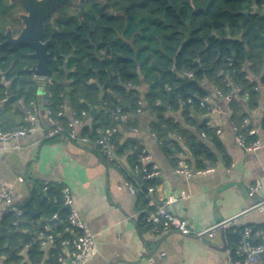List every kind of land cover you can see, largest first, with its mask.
Masks as SVG:
<instances>
[{
    "label": "trees",
    "instance_id": "16d2710c",
    "mask_svg": "<svg viewBox=\"0 0 264 264\" xmlns=\"http://www.w3.org/2000/svg\"><path fill=\"white\" fill-rule=\"evenodd\" d=\"M54 24L57 31L47 48L45 78L25 70L34 62L29 47L0 45V99L6 97L7 81L16 100L28 108L32 102L38 105L42 87L48 95L47 110L65 130L72 117L84 122L89 118L81 132L95 142L116 127L111 135L114 158L103 156L99 145L94 148L136 188L143 211L140 226L149 224L146 215L155 210L147 190L161 183L160 176L149 177L142 171L143 145L133 137L121 140V127L137 126L141 111L152 114L149 128L174 166L185 150L189 156L184 160L192 170L213 167L219 160L229 162L220 133L204 116L211 104L204 98L223 99L233 91L227 104L231 121L238 125L247 116L243 105H258L264 89V0H105L88 5L80 17L61 11ZM11 104H0L5 129L4 111ZM117 107L128 114L126 119L114 117ZM259 127L264 130V112ZM241 130L245 132V127ZM245 138L251 142L257 136L245 133ZM121 155L127 165L118 164ZM63 186L36 182L28 198L18 204L19 212H4L0 262L59 264L60 256L67 257L65 249L71 247L63 241L72 236L65 230ZM54 215L58 218L50 231L54 242L45 248L39 234ZM245 227L250 229L246 242L262 243L257 232L264 231V223L226 228L233 258L243 244Z\"/></svg>",
    "mask_w": 264,
    "mask_h": 264
},
{
    "label": "crops",
    "instance_id": "0c3cea01",
    "mask_svg": "<svg viewBox=\"0 0 264 264\" xmlns=\"http://www.w3.org/2000/svg\"><path fill=\"white\" fill-rule=\"evenodd\" d=\"M39 96L34 128L18 138L0 140V188L8 187L14 202L22 204L36 182L67 186L79 217L97 242V254L83 264H227L229 248H218L223 244L219 230L202 238L196 235L264 200V130L259 127L264 112L263 88L255 108L243 105L251 123L258 128L263 144L256 150L238 145L227 101L212 96L210 102L217 111L204 116L220 127L219 137L229 162L225 164L219 160L215 166L208 167L209 171L191 176L176 172L175 166L159 149L149 128L152 119L149 111L138 114L137 126L128 130L121 127V140L137 139L160 168L161 183L147 190L149 204L156 209L170 194L182 190L187 193L166 204V208L187 220L189 234L156 229L146 222L140 226L139 216L143 211L137 190L133 192L118 167L107 162L93 146L70 140L63 134L47 137L50 124L46 99ZM26 110L21 100L13 101L4 111L3 122L8 128L20 125ZM90 122L88 118L85 124ZM188 156L186 150L178 155L183 159ZM117 162L127 165L124 155ZM256 180L261 184L260 189L250 196L249 188ZM4 212L0 199V219ZM248 223H264V205L263 209L250 211L233 222L235 225ZM43 246L48 248L49 245ZM65 252L68 256L69 251L65 249ZM67 264H71L68 259Z\"/></svg>",
    "mask_w": 264,
    "mask_h": 264
},
{
    "label": "built area",
    "instance_id": "2783aa9c",
    "mask_svg": "<svg viewBox=\"0 0 264 264\" xmlns=\"http://www.w3.org/2000/svg\"><path fill=\"white\" fill-rule=\"evenodd\" d=\"M215 93L218 94L219 96H222L221 92L218 90H215ZM234 95L235 93L232 91L222 97L225 101L228 102L231 99V97ZM6 98L7 97L1 98L0 104L5 102ZM204 102H210V97L206 96L204 98ZM38 110H39V105L32 102V104L26 110V114L24 116L23 122L20 125L13 127V128H7V129L3 128L2 121L0 118V140L6 141V140L18 138L24 135L26 132L31 131L34 128L35 123L37 122ZM216 111H217V107L213 104H210L207 115L211 116L212 114H215ZM114 117L120 120H124L128 117V114L125 112H122L121 108L117 107L115 109ZM47 118L50 124L49 129L46 133L47 137H53V136L65 133V136L69 138L70 140H74L76 142L83 143V144H88L93 147H95L96 145H99L100 146L99 151L101 152L103 156H105L108 159L113 158L114 156L113 154L115 150V142L112 140L111 135H112V132L116 130V127L112 129H107L101 135L100 138H98L97 140H95V142H93L89 136L84 135L81 132L82 127L85 125V122L83 120L72 117L69 120V123L66 127L67 129L65 130L64 126L50 113L49 110H47ZM208 122L210 125L216 127V131L218 133L221 132L220 127L218 126L217 123H215L213 120H210ZM232 127L235 131L236 142L241 147L249 149V150H256L263 144L258 128L251 123L250 118L248 116L244 117L242 122L239 125L232 122ZM242 127H245V132L241 130ZM245 133L248 135H256L257 138L251 142H247L245 138ZM263 140H264V136H263ZM140 160L143 166L142 171L146 172V176H149V177L160 176V173H161L160 168L155 162L152 161L151 155L148 152L143 154ZM148 163H151L150 170L147 169ZM174 170L185 176H191L193 173L209 171L210 168L192 170L191 168L187 166L183 158H179ZM125 183L126 185H128V187L133 192L136 191V188L132 186L128 181H126ZM260 186L261 184L259 180H256L255 183L250 186L248 194L250 196L256 195L260 189ZM152 189L153 187H149V190H152ZM186 195L187 193L184 192L183 190L177 193L170 194L168 198L166 199V201L164 202V204L159 205L155 209V211L151 212L146 217L147 221L149 223H152V225H154L156 229L161 228L163 230H174V231H178L181 234L191 233V229L189 228L187 220L173 212H170L166 208V204L173 202L179 198H183ZM0 199L2 200V203L4 204L5 211H8V210H15L18 212L20 211L18 204L14 202L11 190L8 187L2 186L0 188ZM62 199H63V205L68 206L66 208L67 209V215H66L67 226L65 227V230L71 233L72 238L70 240L63 241V244L69 245L71 249L67 257L64 258L60 256L58 258L59 264H67V259L69 260L71 264H83L87 262L88 260H90L91 258H93L97 254L98 252L97 242L95 240L94 235L90 232L85 222L79 217V214L73 205V196L70 192V189L65 185L62 187ZM255 205H258L259 206L258 208L263 209L264 200L257 202ZM231 226H237V225L233 223L226 224V228L231 227ZM51 228L52 227L48 223H46L44 225V232H41L39 234V238L41 239L42 245L53 244L54 237H53V233L50 232ZM210 228H208L207 230H209ZM202 232H198L197 234H201ZM214 233L215 231L212 230L208 232V235L211 236ZM257 234L261 236L262 243L258 245H254V246L250 245L248 242H246V238H248L250 235V229L248 227H245L243 244L236 249L235 258H233L229 253L227 264H261V263H264V231L257 232ZM260 254H263V257H261Z\"/></svg>",
    "mask_w": 264,
    "mask_h": 264
},
{
    "label": "water",
    "instance_id": "95a60500",
    "mask_svg": "<svg viewBox=\"0 0 264 264\" xmlns=\"http://www.w3.org/2000/svg\"><path fill=\"white\" fill-rule=\"evenodd\" d=\"M67 0H22L23 4L26 6V8L29 10V15L25 16L24 22L25 27L20 32V34L15 39H7V41H11L12 43L18 42H26L30 44L33 47V52L31 53V56L36 57V63L31 67H26L25 70L33 73L38 78H45L48 74L49 67H48V60H49V52L47 51V45L50 43V39H47L44 42L40 41V37L42 35V23L43 20L50 15L52 10L59 4L66 2ZM83 0H80V6L81 9L83 8ZM4 84L6 86V103H12L16 100V94H14L10 88L9 82L4 81ZM38 93L42 95L43 98L47 99L48 95L44 92V89L42 87L38 88ZM68 206H64L66 209ZM259 206L255 205L247 210H244L243 212L228 218L226 220H223L222 222H219L209 230H205L201 234H197L196 237H204L208 235V232L212 230H219L222 238H223V244L221 246H218V248L225 250L227 247V243L225 240V229L226 224H231L244 214L253 211L257 209ZM55 222H57V218H51L48 220V223L53 225ZM206 242H209L208 240H205ZM211 244V243H210ZM214 246V245H213ZM261 257H263V254H260Z\"/></svg>",
    "mask_w": 264,
    "mask_h": 264
},
{
    "label": "flooded vegetation",
    "instance_id": "af4514ba",
    "mask_svg": "<svg viewBox=\"0 0 264 264\" xmlns=\"http://www.w3.org/2000/svg\"><path fill=\"white\" fill-rule=\"evenodd\" d=\"M104 1L105 0H83L82 9L80 6V0H67L66 2L57 5L52 10L50 15L43 20L40 41L44 42L47 39H50V43L47 45V48L51 44L53 33L57 31L54 20L59 12L67 11L69 14L80 17L86 12L88 5L93 3L98 4ZM29 13V10L23 4L22 0H0V45H6L10 48L19 46L29 47L31 51H29L28 54L31 56L33 47L30 44L26 42L12 43L11 41H7V39L17 38V36L25 27L24 18L25 16H28ZM31 57L34 59V62L30 65V67L36 63V57Z\"/></svg>",
    "mask_w": 264,
    "mask_h": 264
}]
</instances>
